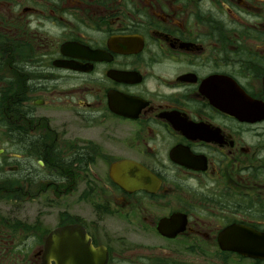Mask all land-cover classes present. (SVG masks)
Masks as SVG:
<instances>
[{
    "label": "flooded vegetation",
    "instance_id": "af4514ba",
    "mask_svg": "<svg viewBox=\"0 0 264 264\" xmlns=\"http://www.w3.org/2000/svg\"><path fill=\"white\" fill-rule=\"evenodd\" d=\"M232 226L264 247V0H0V264H264Z\"/></svg>",
    "mask_w": 264,
    "mask_h": 264
},
{
    "label": "water",
    "instance_id": "95a60500",
    "mask_svg": "<svg viewBox=\"0 0 264 264\" xmlns=\"http://www.w3.org/2000/svg\"><path fill=\"white\" fill-rule=\"evenodd\" d=\"M121 170H127L128 172L132 170H134V175H135V180L132 182H127L124 183L125 185H133L135 187H138V185H142V183L140 182L141 177H144L147 175V172L141 168H139L137 165H120V164H116L113 165V167H111V175L115 176L116 171H121ZM116 178V177H115ZM120 183V182H118ZM62 230V229H61ZM243 238V239H242ZM246 239V240H245ZM259 239L260 240V234H256L254 231H250V230H243L242 226H232L229 227L226 231H223L221 233V237H220V244L222 248L225 249H230L232 251H235L239 254H244V255H252V256H260V257H264V251L262 249H264V247H257L254 244L253 240ZM63 241V239H62ZM253 241V242H251ZM242 243H246L247 245H242ZM61 242H53V240H49L48 242V249H50L51 253L56 256V255H60L65 256L66 261H60L57 257H56V264H85L87 263L89 260V256L91 255V251H93L90 248V244L87 240H82V239H78L76 242L74 243H69L70 249L76 253L75 254H68L65 252V254L63 255L61 254H57V252H62L63 251V242H62V246ZM86 245V246H84ZM225 245V246H224ZM87 250V252L83 251V249ZM80 249L82 251H80ZM262 251V252H261ZM100 253V252H99ZM102 255H105V251L102 252ZM87 256V258H86ZM73 260L76 261V263L73 262ZM100 264V263H98Z\"/></svg>",
    "mask_w": 264,
    "mask_h": 264
}]
</instances>
